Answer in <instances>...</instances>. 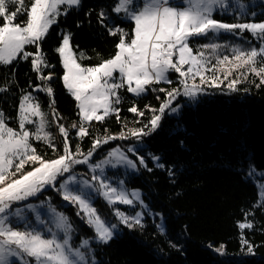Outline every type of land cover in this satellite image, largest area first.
Segmentation results:
<instances>
[{
	"label": "snow or ice",
	"instance_id": "6c2138e0",
	"mask_svg": "<svg viewBox=\"0 0 264 264\" xmlns=\"http://www.w3.org/2000/svg\"><path fill=\"white\" fill-rule=\"evenodd\" d=\"M80 4L81 0H30L26 7L25 0H0V64L10 65L17 58L28 60L31 57L33 71L41 73L49 65L40 42L50 27L57 23L59 16L67 15L69 10ZM10 5L15 7L10 8ZM250 7L254 4H247L244 0H114L110 6L114 16L110 17L101 9L97 23L109 35L119 36L116 52L96 66H82L71 46V34H62L61 43L54 51L58 53L64 69L63 84L77 102L80 122L71 127L77 129L76 135L80 139L88 135L86 125L94 120L103 121L113 113L119 120L120 110L115 107L120 103L119 89L126 86L129 93L139 96L153 84H171L168 78L171 71L178 73L181 87L171 90L153 88V91L164 93L165 99L158 109L146 106L152 112L147 124L140 128L125 125L118 135L97 137L87 153L79 144L73 152L68 129L59 125V133L64 138L63 154L55 159L39 155L31 142L33 139L43 141L56 151L52 142L54 137L46 131L45 114L31 93L19 98L18 129L8 126L0 110V264H90V240L82 239L78 246L72 245L74 228L69 218L51 205V198L29 202L46 188L56 191L63 201L78 209L76 215L93 229L95 241L101 244H108L115 237L118 226L106 222L98 214L93 206L94 197H102L110 207L116 203L132 206L138 202L142 209L147 210L139 190L129 192L123 179L114 184L113 179L106 175L108 168L135 172L138 165L151 172L152 168L148 167L145 156L139 154L136 146L126 150L117 146L95 163L90 162L91 158L101 144L110 140L135 138L139 142L142 137L155 132L166 112L176 114L180 111L181 105H173L181 95L195 101L207 87L219 88L221 85L230 91H238L237 85L246 81L249 75L258 78L256 87L264 85V21L240 22L241 18L249 15L254 20L256 13L250 14ZM217 12L232 14L237 22L225 23L213 18ZM21 14L26 19L17 22ZM116 21L133 23L131 33ZM237 30L239 33H251L260 46L248 49L232 46L230 56H219L216 55L218 50L227 46L209 43L194 52L189 44L193 37L221 32L236 34ZM28 45H34L35 52L25 51ZM209 54L214 57L215 64H211ZM38 79L45 83L36 85L35 90L45 91L51 96L53 89L47 81L52 79V75H40ZM7 90V87H0V92ZM128 111L139 117L145 114L135 105ZM34 117L39 120L34 121ZM33 124L34 131L29 130L27 125ZM129 153L136 159L130 158ZM147 155L156 168L165 169L160 156ZM80 164L87 165V173L74 170ZM26 166H31V170L25 171ZM167 172L169 176L174 175L171 167ZM261 205H264V183L258 188L256 206ZM144 214V211H136L130 216L119 209L113 212L118 222L128 229L143 227ZM244 215L245 221L238 223L241 230L253 227L247 221L251 213ZM157 227L163 233V225ZM241 245L242 249L247 245L248 253L253 252V246L243 237ZM224 247L220 245L215 251L223 256ZM91 264H95L94 259Z\"/></svg>",
	"mask_w": 264,
	"mask_h": 264
},
{
	"label": "trees",
	"instance_id": "16d2710c",
	"mask_svg": "<svg viewBox=\"0 0 264 264\" xmlns=\"http://www.w3.org/2000/svg\"><path fill=\"white\" fill-rule=\"evenodd\" d=\"M29 3L30 0H25L26 7ZM113 3L114 0H81L80 6L59 16L40 42L49 65L41 73L33 71L31 57L0 65V87L8 89L0 92V110L9 126L18 127L19 98L45 83L38 76L49 74L52 79L47 84L53 94L39 91L36 101L50 118V113L55 115L57 127L63 125L68 129L73 152L79 144L87 153L94 139L117 135L125 125L140 128L148 123L152 112L146 106L158 109L165 94L158 91L134 96L123 89L120 103L116 105L120 110L119 120L114 114L103 122L92 123L83 139L71 127L74 123L79 125V109L63 84L64 69L54 48L61 43L62 34L70 33L73 48L83 54L80 61L84 66H96L114 56L119 36L109 35L97 23L101 9L114 16L110 11ZM25 19L21 14L17 22ZM116 22L132 28L129 22ZM25 51L35 52V46L28 45ZM257 83L258 78H249L238 84V91L234 92L224 85L207 87L195 101L181 95L173 105L182 103L180 111L166 112L159 128L142 137L146 148L141 155L152 171L139 166L137 174L126 177V183L143 191V200L150 210L163 215L166 233L160 232L150 218L143 221V227L121 226L116 238L95 246L99 264H264V205L256 206L258 189L249 176L253 167L264 172V85L256 87ZM171 86L160 88L170 90ZM134 105L145 113L143 117L128 111ZM51 127L54 131L53 123ZM60 139L62 142V135ZM129 141L138 142L135 138ZM122 142L125 141L110 140L101 144L103 148L96 159ZM148 153L160 156L165 169L156 168ZM43 156L52 157V150L46 149ZM169 167L174 171L173 176L168 175ZM54 202L68 213L80 233L75 245L82 237L95 236L93 229L76 215L75 208L59 205L58 199ZM95 206L108 223H117L108 204L97 200ZM245 213H251L247 221L253 227L241 230L238 223L245 221ZM242 237L253 246L252 253L247 252V245L242 249ZM220 245L225 246L223 256L215 251Z\"/></svg>",
	"mask_w": 264,
	"mask_h": 264
},
{
	"label": "rangeland",
	"instance_id": "374dc122",
	"mask_svg": "<svg viewBox=\"0 0 264 264\" xmlns=\"http://www.w3.org/2000/svg\"><path fill=\"white\" fill-rule=\"evenodd\" d=\"M244 2L247 3V4H254V7H250L248 9V11H249L250 14L252 12H255L256 15H255L254 20H253L252 16L249 15L246 18H241L240 22H257L258 23V22L264 21V0H244ZM73 8H77V7H73ZM213 18H215L217 20H220L222 22H225V23H235V22H237L236 18L232 14H220V13L217 12V13H214V17ZM129 23H131V22H129ZM131 24H132V28L131 29H129L128 27H125V26H121V27L124 28L129 33H131V31H132V29L134 27V24L133 23H131ZM70 43H71V41H70ZM209 43H218V44H220L222 46H227V47H222L221 49L218 50L216 55H219V56H223V55H229L230 56L231 55L230 49H231L232 46H239L242 49H248L250 47H257L258 48L260 46V42L258 40H256V39H254L251 33H249L248 31H244L243 33H239V30H237L236 34L221 32L218 35H213L212 33H209L208 36L193 37V38H190V40H189L190 47L193 48L194 52H195L196 49L200 48L201 45L209 44ZM71 46H72V44H71ZM72 48H73V46H72ZM73 50H74V52H75V54H76V56L78 58V62L81 63V61H80L81 54L77 53L74 48H73ZM209 59L211 61V64H215L216 61H215L214 57L211 54H209ZM211 64L209 66H211ZM0 65H2V64H0ZM82 66H84V65L82 64ZM116 75L118 76L119 74L117 73ZM233 75L235 76L236 73H234ZM168 78H169V80H171V85H172L170 90L173 89V88H177L178 85L181 87L180 78H179L178 73H175L174 71H171V72L168 73ZM231 78L232 77H230L229 79H231ZM249 78L255 79V77H253L252 75H249L248 79ZM197 83H199V79H197ZM225 83H227V81ZM167 84L168 83H163V82L159 83V84H153L152 86H149L147 88V90L143 94H141L139 96H147L150 93H152V94L153 93H158V91H153V88L159 89L162 85H167ZM123 89H127V87L125 86L124 88H121V89L118 90V95H119L120 100L122 98L121 93H122ZM37 92H39V91L35 90L34 92H28V93H31L36 98V93ZM131 94L134 95V96H137V95H135L133 93H131ZM179 105H182V103H180ZM115 107H116V105H115ZM41 111L45 114V118H46V121H47L46 131H48L51 134V136L54 137L52 142L55 144L56 151L54 152L53 149L51 147H49L48 144L44 143L43 141H36V140L33 139L31 142L33 144V147L36 149V151H37V153L39 155H41L45 159H55V158H57V156L59 154H63V140L61 142V139H60V135L61 134L59 133V126L57 127L56 124H55L56 121H54V114L50 113V115H51V118H50L47 115V113L42 109V107H41ZM112 115H114V113L110 114L103 121L109 119ZM33 119H34V121H38L39 120V118H37V117H34ZM51 119H53V120L51 121ZM103 121H95L94 120V121L90 122V124H88L86 126L88 127L89 125H91L94 122L99 123V122H103ZM6 123H7V121H6ZM52 123H53L54 131L51 129L52 128L51 127ZM27 127L29 128V130H33L34 131L35 124L27 125ZM15 129H18V127L15 128ZM73 130L77 131V129H75V128H73ZM131 139L132 138L124 139V140H122V139H114V140L125 141V142H122L121 144L118 145L119 147H121V148H123L125 150L128 147H130V146H136L140 150L139 154L141 155L142 150L146 148V144L143 141L141 142V140L139 142H136V143L135 142H131V141H129ZM102 148H103V146L101 145L99 148L96 149V151H95L93 157L91 158L90 162L95 163L96 161L103 159L106 156V154L111 149H113V148L109 149L106 152L105 155H102L99 159H96V157H98L99 153L101 152ZM46 149L52 150V152H53V156L52 157L43 156V152ZM71 150H72V148H71ZM129 156H130V158L134 159V157L132 156L131 153H129ZM27 170H31V166H26L25 171H27ZM74 170L76 172H78V173H87L88 172L87 165H84V164L76 165ZM138 171H139V165H138ZM138 171L133 172L131 170H125L123 168H120V169L108 168V169H106V175L110 176L113 179V183L114 184L118 180L123 179L125 181V187L127 188V190L129 192H131L133 190H139V189H133V188L128 187L127 183H126V177L129 176V175L131 176V175L137 174ZM249 176L251 178V181L256 185L257 189L259 188V185L261 183H264V172L263 171L257 170L256 168L253 167L250 170V172H249ZM139 192L141 194V198L143 199V191L139 190ZM46 197H50L51 198V201H50L51 205L56 207L58 211L63 212L69 218V220H70V217H69L68 213L65 210H63L62 208H60L58 206V204H56L54 202L55 199L59 200V205H61L63 207H73V208H75L78 211V209L75 206L69 204L66 201H63L61 199L60 195L56 191H53L51 188H46L37 197L31 198L29 202L37 203V202H39L41 200H44ZM97 200H101V201H103V202H105L107 204V202L102 197H94L93 206L95 208H96L95 202ZM144 203H145V201H144ZM111 208H112V216L117 222L115 224H117V226H118L117 227V232H116V235H115L114 238H116L121 233V228L120 227L124 226V225L120 224L118 222V220L116 219V217L113 215L114 209H119V210L125 212L127 215H130V216L134 215L136 211H144L145 214H144V217H143V221H145L147 218H150L154 222L156 227H157V225H163V227H164L163 233H166V224H165V220H164L163 215L161 213H156V212L151 211L149 206H148L147 210H145V209L141 208V206L139 205L138 202L135 203L132 206L116 203ZM96 210H97V208H96ZM97 212H98V210H97ZM98 214L100 215L99 212H98ZM157 214H159V215H157ZM81 215H83V214H81ZM73 228H74V226H73ZM157 229L161 232L159 227H157ZM79 234H80L79 231H77L74 228V231L72 233V245L74 247L78 246L81 243V241H80L77 245H75V240H76V238H77V236ZM82 239H89L90 240V247L92 249V253H91L90 257H89L90 264H91V260H93V259L95 260V264H99V258H98V255H97V247H95V246H97V245H99L101 243H97L95 241V236L93 238L82 237ZM213 249H215V248H213Z\"/></svg>",
	"mask_w": 264,
	"mask_h": 264
}]
</instances>
